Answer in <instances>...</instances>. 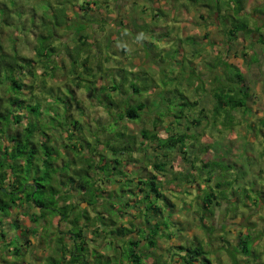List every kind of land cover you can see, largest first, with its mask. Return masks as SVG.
I'll use <instances>...</instances> for the list:
<instances>
[{
    "label": "rangeland",
    "instance_id": "374dc122",
    "mask_svg": "<svg viewBox=\"0 0 264 264\" xmlns=\"http://www.w3.org/2000/svg\"><path fill=\"white\" fill-rule=\"evenodd\" d=\"M72 1L81 3L84 0H0V41L10 51L27 58L35 59L37 58L35 49L37 37H39L41 33H48V36H45L46 38L42 37L40 43L43 47L47 45L55 47V51H53V55L47 57L55 61L57 60L61 65L65 63L66 68L56 69V71H54L56 76L48 77L47 86L61 85L64 91H72L76 96L82 98L84 101L83 105L86 108V115L84 117L88 115V120L91 123L90 126L87 125V127H85L86 131L90 129L88 131L89 133L92 134V130L97 131L99 128L97 121H101V123L106 121V139L103 138L105 132H102V134L101 132L95 134L101 142H105L107 138H112V143L116 141L115 137H113L118 129L116 119L114 120L115 114L108 112L106 113V118L101 117V115L105 116V113H103L104 107L98 103L109 96L111 92L106 87H97V83H91V79L87 76L82 78L73 73L75 74L73 77L72 71H68L71 67L69 52L72 51L75 56L80 55L81 58H85L86 50L91 49L94 54L92 57H95V59H103V56H112L110 62L104 63L105 67H114L118 64V61L126 64L128 69L134 70L137 73L134 78L132 75H128L130 81L126 86L127 91L131 90L132 83L134 85H140V87H142L140 88L141 93H137L138 95L135 94V96H138L136 101L139 102V99L142 97V100L147 102L142 117L139 116L137 121H127V132L136 136V147H141L139 143L144 140L141 135L142 128H153L154 118L158 116L159 119H163L166 107L169 106V114L165 117L164 122L158 124L157 130L159 134L162 137L168 136L167 132L169 127L166 125L169 124L170 121H173V125L182 123L179 129L194 136V139L189 138V155L191 158L193 154L199 156H196L194 159L195 164L193 162L191 165L199 166L198 169L200 170V165H202L203 162H210L212 165L214 162H218L221 166L230 162L232 166L228 170L229 177L232 178L235 176L237 178L236 181L231 184V187L232 189L239 190L238 197H241L239 198L240 202H238V205H240V203H247V208L251 209L255 207V203H251L248 206V201L253 202V199L258 196V191H262V195H264V189L257 188V185H264V170L261 175L258 174L257 179L259 178V180L257 185L253 184L252 181L256 170L260 168L264 169V125L260 121L261 118H264V47L262 44L256 42L260 33L255 31L251 36L252 39L249 38L247 41H244L242 39L243 35L240 34L232 51L228 52L225 45L222 46L226 38L224 37L218 20L214 21L215 18L211 19V16L208 17V15L205 19H200L199 17L201 13L205 15L206 13H211L212 9L204 4L210 3L214 5L217 4V2L221 3L224 12L232 14V18L242 17L243 15L237 16L235 12L236 6L240 0H199L198 3L194 0H100L99 3L101 7L104 6L105 2H108L109 6L111 5L112 11L105 15L109 21L108 24L106 22L104 23L105 28H103L101 22L98 25V20L87 28L86 33L89 32L92 35L89 39L90 46H79L80 39H78L77 29L82 26L81 21L84 19L78 18L77 14L81 11L71 5ZM243 1H246V17L249 25L261 28V32L264 33V0H242V2ZM5 4L10 7V11L6 12V10L9 9H7L8 7L5 6ZM92 6L95 7V5ZM171 7H175L177 11ZM63 11H66L68 16L65 15ZM58 21L66 23L64 26L60 27L61 24H57ZM206 34H208L207 38L204 37ZM241 41L242 43H240ZM244 44L246 46H244ZM243 46L248 49V51L246 50L248 53L247 56H243L242 54ZM219 48H221L222 53L218 50ZM195 51L199 53L197 56L194 55ZM216 54L220 57L224 56L225 59L232 62L235 67L238 68L237 72L242 74L245 83L250 87L249 94L251 96L247 101L248 111L244 112L246 108H239L234 111L233 117H230L234 123L228 128L222 125L223 118L218 117L216 119L217 122L214 120L213 110H211L214 105V99L211 92L212 90L213 92H220L222 85L228 87L233 84V86L236 87V92L234 93L236 96L240 94V89L237 88L238 84L236 79L235 81L234 79L225 81V69L220 67L217 70H212V68H215L214 65H216L213 57ZM95 59L94 61L92 60L90 64L94 66L97 65ZM37 66V76L42 78V76H45L43 75L44 71L47 70L40 63H38ZM106 72L109 73L108 70H106ZM232 73L234 74L233 70ZM215 76H217L216 80ZM24 78L25 83H30L32 75L28 73ZM39 78L36 81L38 84L40 82ZM72 80L80 81L85 85L82 87L77 86L79 83H74ZM110 81H112V79ZM99 83H102V81H99ZM88 85H90L89 89L87 87ZM36 89L38 94L43 93L39 86H37ZM86 89L90 90L91 95L85 91ZM115 94L116 93H113V97ZM29 95V90L25 87L23 89L22 98H27ZM26 100H29V98ZM187 100L197 101L198 105L191 106V104L188 103L185 105L184 102ZM158 101H161L160 105L162 109L157 107L154 108L158 106L156 105ZM203 107L207 110L209 109L205 115L199 114L200 109ZM20 112L22 111L20 110ZM23 112H25L24 109ZM116 117L117 115L115 118ZM194 117L197 119L200 118L201 122L195 124L188 130L186 126ZM81 119L83 121L86 120L84 118ZM27 120L26 117L23 118L22 124H26ZM100 128H102V126ZM108 132L110 134H108ZM90 139L94 142L93 137ZM102 146L103 145H100V148H102ZM137 149L138 151L134 153V157L137 158L135 161H128V157L121 156V158H124V169L128 170V176H126L132 179L130 183L133 185L136 184L139 177H145L149 171L156 173L157 170H155L153 164L160 158L156 157L158 153L156 152L157 149H154L152 146H145L144 149ZM107 154L111 156L110 152H107ZM171 158L172 159L167 162L169 173H164L165 177L168 176L171 179L174 173L180 174L182 178H184V175H187V177L186 180H183V184L178 182L174 185L176 186V190L173 191L171 189L170 191H165L172 200V203H175L176 206L173 207L174 210L169 216L170 219L166 218L168 228L161 223L163 226L162 232L171 233L175 238L179 235L182 237L180 233H185L184 235L188 234L186 232L187 228H192L201 233V230H199L201 227L199 225L202 224V209L199 208V202L197 204L196 201L199 190L195 188L197 184L193 185L194 178L198 177L196 175L198 171L195 170V167H190V163L185 162L181 154L177 151L174 152ZM197 159L198 161H196ZM251 159L257 161L256 164L258 165H254L253 169H251ZM73 168L76 169V166ZM202 169L206 173L204 176L209 177L212 175V184L216 182L215 180L222 171L220 166L216 168L213 166L206 168L202 167ZM209 170H212V172H209ZM64 171L70 172L68 168ZM156 174L161 176L160 172ZM226 175L228 176V174ZM120 178L121 176L116 177L115 181ZM187 178H190L192 181L189 182ZM115 181L110 182L109 186L112 188L118 187L105 197L107 202L105 206L107 207L115 205L116 201L120 202L123 200V202H125L126 198H128L127 193L130 192V185L128 183L129 186L126 183L122 185L119 181ZM166 185L170 186V183L166 182ZM166 185L164 186L166 187ZM253 185L258 191H249ZM177 187L184 189L188 188L190 193L184 192V190L179 191L180 189ZM215 188L218 191L217 187ZM200 192L203 193L202 191ZM246 193H250V198L244 197ZM74 200L80 203L82 202V198L79 194H77ZM232 201L233 200L229 202L228 208L224 206L223 209L219 208V210H215L214 218H211L209 215L210 212L207 211L204 218L207 225L205 227V230H207L206 233L208 234V238L206 237L207 243L204 241L201 242L197 239L198 237H196L188 242L184 241L183 247L192 248L197 246L199 242V246L207 248V258H209L213 264H215L213 246L217 249L218 247L221 248L222 245L232 250V254L231 252L230 255L228 254L231 261L234 260L237 262L238 258L241 260L240 264H257L258 260L260 263L264 264V246H261L264 244V234L260 247H257L258 250L252 246L255 240L253 231L254 225L259 223V226L263 228L264 219L260 222H255L248 219L245 213V219L247 223L250 224L245 228L249 233V238L246 237V241L238 244L235 243V240H231L230 242L227 240V235L231 232L229 224L237 223L240 225V221L244 217L242 216L243 214L235 212L236 203ZM159 203H161L160 205L163 209H170L165 202ZM84 206L87 205L84 204ZM122 207L123 205L119 206L117 210H121ZM99 208L101 209V206H99ZM247 208L245 205H240V209L245 212L248 211ZM227 210H229L231 215L227 214ZM126 211H128L126 215L128 217H131L134 212L129 209V207ZM262 212H264V210ZM38 214L39 210L35 208L33 204H26L20 210L15 208L11 210L10 216L5 218L3 224L7 232V240L0 245V264H27V262H32L33 264H58L57 261L60 262V260L62 261L64 259L61 252L53 250L55 247V239L53 242H46L49 236L47 233L45 234V231H42L41 234L42 236L44 235V243L37 245V236L33 234L30 235L29 238L34 241V246L30 248L24 247L25 237L20 234L25 228L30 229L35 227L39 229V224L34 222L33 218H31ZM167 214L168 213L165 212L166 216ZM105 216L107 217V214ZM111 216L115 219L118 215L113 212ZM137 216L138 222H143V229L148 226L147 221L149 222L151 219L147 218L146 213H138ZM234 217L239 218L236 223L231 221ZM241 222L243 224L245 220ZM238 230L241 229L237 227V231ZM54 232L55 229L49 230V233L52 235ZM66 240L69 244L71 243V241H69L70 238ZM159 241L163 244L166 243L167 239L164 237L160 238ZM22 243L23 247L21 245ZM93 243L95 242H92V244L89 243L91 245L89 252H83L88 260L97 262L98 264H112V262L113 264H121L120 257L117 259L112 255L111 261L106 257L107 252L105 250L97 252V246L93 245ZM114 244L121 245L119 252H121L122 249L123 254L121 256L123 260L129 262L130 255L132 254V244L128 243L126 247H123L122 244L124 243L120 239H117ZM245 244L250 248L248 252L244 251ZM15 247L21 249L20 254L7 257L6 254L8 250L13 251ZM106 248L108 249V247ZM157 249L159 253L161 252L160 255H157L158 259L160 258V261L162 259L158 264H163L165 259H168L166 264H175L174 261H170L171 253L175 248L170 250L169 246L168 254L167 252L165 253L164 248L160 246ZM147 254L146 252V256ZM219 255L222 256L220 253ZM52 257L58 260H51ZM174 260L176 259L174 258ZM24 261H26V263H24Z\"/></svg>",
    "mask_w": 264,
    "mask_h": 264
},
{
    "label": "trees",
    "instance_id": "16d2710c",
    "mask_svg": "<svg viewBox=\"0 0 264 264\" xmlns=\"http://www.w3.org/2000/svg\"><path fill=\"white\" fill-rule=\"evenodd\" d=\"M194 1L196 3L199 2V0ZM99 2L100 0H84L81 3L76 1H72L71 3L74 8L82 12L77 14L78 18L84 19L81 21L82 26L77 29L78 39H80L79 46H90L89 39L92 35L89 32L86 33V30L96 20H98V25L100 22L103 24V28H105L104 23L108 24L109 22L105 15L112 11L111 5L109 6V3L105 2L107 5L104 4L105 7H101ZM204 5H208L212 10L211 13H206V15L201 13L199 15L200 19H205L208 15V17L211 16V19L215 18L214 21L218 20L226 38L222 46L225 45L228 52L232 51L240 34L243 35L242 39L247 41L249 38L252 39L251 36L255 31L260 33L256 42L262 44L264 47V33L261 32V28L250 26L247 20L246 1L242 2L240 0L236 6V15H243L239 18H232V14L224 12L223 6L219 2L214 5L210 3ZM5 6L8 7L7 4ZM7 9L9 10H6V12L10 11V7ZM93 10L97 12L95 13L96 17H94ZM63 13L68 16L66 11H63ZM65 23L58 21L57 24H61V27ZM47 34L41 33V37H37L35 46L37 58L35 59L27 58L10 51L0 41V245L7 240V232L3 224L5 218L10 216L11 210L14 208L20 210L26 204H33L39 210V214L31 218L39 224V229L33 227L22 230L20 235L25 237L24 247L30 248L34 246V241L29 238L33 234L37 236V245L44 243L45 238L41 234L42 231H45V234L47 233L49 236L46 242H53L55 239L53 250L61 252L64 258L60 262L53 257L51 260H56L58 264H98L97 262L88 260L83 253L90 250V244L87 241L88 233H90L94 236L90 240L95 242L94 244L98 245V248L107 249L106 247L112 245V249L114 250L113 257L115 256L117 259L120 257L121 264H143L142 260L146 252L149 253L159 248L158 243L160 238L166 237L168 240L173 235L162 232L163 226L161 223L168 228L167 219H170L169 216L174 210L173 207L176 206L165 191L176 190V186L174 185L178 182L183 184V180H186L187 177V175H184V178H182L180 174L176 173L173 174L171 179L168 176L165 177L164 173H169L167 162L172 159L171 157L175 151L181 154L185 162L190 163V167H195V170L198 171L196 174L198 177L194 178L193 185L197 184L195 188L199 190L196 201L197 204L199 202V208L202 209V224L200 226L205 232H207L205 230L207 225L204 218L207 211L210 212V217L214 218L215 210L217 211L219 208L223 209L224 206L228 208L231 200H233V203H236L235 212L238 211V202H240L239 198L241 197H238L239 190L232 189L231 187V184L237 178L235 176L229 177L228 170L232 166L230 162L223 164V166L218 164V162H214L215 164L213 163V165L210 162H203L199 170V166L191 165L196 156H199L193 154L191 158L189 155V138L194 139V136L179 129L182 123L173 125V121H170V125H166L169 127L168 136L162 137L159 134L157 130L158 124L164 122L165 117L169 114V106L166 107L163 119H159L158 116L154 118L153 128H142L141 135L144 140L139 143L141 147H136V136L127 132V121H137L139 116L142 117L147 102L143 101L142 97L139 99L140 103L136 101L138 96H135V94L141 93L140 88L142 87L140 85L132 83L131 90L129 91H127L126 86L130 81L128 75H132L134 78L137 73L134 70L128 69L126 64H123L121 61H118V64L114 67H105L104 63L110 62L112 56H103V59H95V57H92L94 54L91 49L86 50L85 58H81L80 55L75 56L70 51L71 67L68 71H72V74L75 73L77 76L79 75L78 77L83 78L87 76L91 79V83L94 84L96 82L97 87H106L111 92L109 96L98 103L104 107L103 113H105V116L101 115V117L106 118V113L108 112L115 114V116L117 115L116 118L114 116V120L116 119L118 129L116 134L114 133L113 135L116 140L115 144L111 142L112 138H107L105 142H101L95 136V134L105 132L103 138L106 139V121L104 123L97 121L99 128L97 131L92 130V134L88 132L90 129L86 131L85 127L87 125L90 126L91 123L88 120V115L84 117L86 115V108L83 105L84 101L82 98L76 96L72 91H64L61 85L47 86L48 77H55L54 71L56 69L66 68L65 63L61 65L57 60L55 61L47 57L53 55V51H55V47L50 45L43 47L40 43L42 37L46 38ZM204 37L207 38L208 34ZM244 46L246 45L244 44ZM218 50L222 53L221 48ZM242 50L243 56H247L246 50L248 51V49L244 47ZM197 54H199L198 51H195L194 55L197 56ZM213 57L216 65H214L215 68H212V70H217L220 67L225 69V81L231 79L235 81L236 79L237 88L240 89V94L236 96L234 94L236 87L233 84L228 87L222 85L220 92H213V90L211 92L214 99V105L211 109L215 117L213 119L217 122L216 119L218 117L223 118L222 125L228 128L234 123L230 118L233 117L234 111L239 108H246L244 112L248 111L247 101L251 96L249 94L250 87L245 83L242 74L237 72L238 68L232 62H229L224 56L220 57L218 54ZM94 59L97 64L95 66L90 64ZM38 63L48 71H44L43 75L45 76H42V78H39L36 73ZM28 73L32 75V80L30 83H25L24 77ZM75 74H73V77ZM215 77L216 80L217 76ZM38 78L39 84L36 83ZM111 79L112 81H110ZM73 81L74 83H79L77 86L82 87L85 85L80 81ZM99 81H102V83H99ZM37 86H39L43 93L38 94L36 92ZM25 87L28 88L30 95L27 98H22ZM87 87L89 89L90 85ZM88 89L85 91L90 94V90ZM113 93H116L114 97ZM28 98L29 100H26ZM160 102L158 101V104H156L158 106L154 108L162 109ZM184 103L185 105L187 103L191 104V106L198 105L197 101L187 100ZM23 109L25 112H23ZM208 110L203 107L200 109L199 114L205 115ZM25 117L28 120L26 124H22V120ZM81 118L86 120L83 121ZM260 121L264 125V118H261ZM200 122V118L194 117L189 121L186 128L189 130ZM101 126L102 128H100ZM108 134L110 133L108 132ZM91 137L94 138V142L90 139ZM100 145H103L102 148H100ZM145 146H152L154 149H157L156 152L158 153L156 157L160 158L153 165L155 170L160 172L161 176L156 174L157 172L149 171L145 177H139L136 184L133 185L130 183L132 179L130 177L127 178L128 170L124 169L123 157H128V161H135L137 158L134 157V153L138 151L137 148L144 149ZM107 152H110L111 156ZM122 155L123 157L121 158ZM74 166H76V169L73 168ZM210 166L214 168L220 166L222 169L214 184L211 183L213 182L212 175L210 174L211 176L209 177L204 176L206 173L202 169V167L206 168ZM66 168L70 170L69 173L64 171ZM263 170L262 168L259 169L260 175ZM209 172H212V170H209ZM118 176H121V178L115 181ZM258 180L259 178L254 180L253 184L257 185ZM113 181H119L122 185L128 183L130 185V192L127 193L128 198H126L125 202L123 200L120 202L116 201L115 205L107 207L105 206V203H107L106 195L118 187L112 188L109 186L110 182ZM188 181L192 180L189 178ZM166 182H169L170 186L173 187L171 188L169 185H166ZM215 187H217L218 191ZM254 187L253 185L249 191H258L259 188L264 189V185H257L258 189ZM177 188L180 189L179 191L184 190V192L190 193L188 188ZM257 193L258 196L253 199L256 201V206L264 203L262 191H258ZM77 194L82 198L81 203L74 200ZM244 197L250 198V193H246ZM159 202H165L170 209H163ZM84 204L87 206H84ZM122 205V209L117 210ZM244 205L247 206V203ZM99 206H101V209ZM128 207L134 211L131 217L126 216L128 213L126 209ZM227 211V214L231 215L229 210ZM113 212L118 215L115 219L111 216ZM165 212L168 213L167 216ZM138 213H146L147 218L151 219L149 222L147 221L148 226L144 229L142 226L143 222L139 223L137 220ZM102 214H107V217ZM221 223L223 224L222 221ZM50 228L55 229L53 235L49 233ZM135 235L137 236L135 237ZM67 238H70V244L66 240ZM142 238L145 239L144 247L141 246ZM117 239L123 241V247H126L128 243L132 244V254L130 255L129 262L123 260L121 256L123 250L121 249V252H119L121 245L114 244ZM21 245L23 247V243ZM98 248L96 249L97 252L100 250ZM249 250V246L245 244L244 251L248 252ZM20 252L21 249L15 247L13 251L8 250L6 255L10 257V255H19ZM177 252L179 253L178 259H176V256H173L176 259H173L175 264H211V261L207 258L206 250L204 247L199 246V244L192 248H184L181 245L174 254ZM152 254L153 256H157L160 253L155 251ZM147 256L150 255L147 254ZM110 259H112V256ZM155 260L157 264L162 261L158 257ZM167 261L168 259H165L163 264H166ZM238 261L235 264H238ZM27 264L33 263L27 262Z\"/></svg>",
    "mask_w": 264,
    "mask_h": 264
},
{
    "label": "crops",
    "instance_id": "0c3cea01",
    "mask_svg": "<svg viewBox=\"0 0 264 264\" xmlns=\"http://www.w3.org/2000/svg\"><path fill=\"white\" fill-rule=\"evenodd\" d=\"M96 7V6H95ZM164 8V7H163ZM172 9H175V7H171ZM175 11H177V9H175ZM96 13V11L95 10H93V14H95ZM94 17H96V15H94ZM93 17V18H94ZM97 22V21H96ZM95 38L97 39V37H96V35H95ZM256 162L257 161H255V160H253V159H251V169H253L254 167V165H256V166H258L257 164H256ZM255 166V167H256ZM259 170H256V173L253 175V180L252 181H254V180H257V177H258V174H259ZM257 175V176H256ZM256 201H253V202H249L248 201V206L251 204V203H255ZM257 204V203H256ZM240 205H242V206H244V204L243 203H241ZM240 205H239V209H238V211H237V213L238 214H243L242 216H244V214L246 213L247 215V217H248V219H251V220H253V221H255V222H260L261 220H263L264 219V212H262L264 209V203H260L259 205H255V207H253V208H251V209H249V208H247V206H246V208L248 209V211L247 212H245L244 210H242V209H240ZM263 209V210H262ZM246 217L244 216L243 218H242V220H245V222L242 224V220L240 221V225H238L237 223H236V221H238L239 220V218L238 217H234V218H232L231 219V221H234L236 224H229V228H231V232L227 235V240L230 242L231 240H235V243L236 244H238V243H243V241H246V237H248L249 236V233L247 232V230L245 229L246 228V226L249 224V223H247V221H246V219H245ZM234 219V220H233ZM264 224V223H263ZM250 225V224H249ZM200 226V225H199ZM243 226V227H242ZM201 227V226H200ZM237 227H238V229L240 228L241 230H238L237 231ZM242 227V228H241ZM245 229V230H244ZM199 230H201L200 232L201 233H199V232H197V230H194V229H192V228H187L186 229V232L188 233V234H186V235H184L185 233H180L181 235H182V237H180V235L177 237V238H175V236L174 235H172L171 237H170V239H168L167 241H166V243H161L160 241H159V243H158V247L160 246V247H162V248H164V252L166 253V252H168V251H166L167 250V248H169V246H170V248H171V250L172 249H174L175 248V250H173L172 251V253H171V259H170V261H173V259H174V257L176 256V259H178V257H179V253L177 252L176 254H174V252L175 251H177L176 249L177 248H179V246H181V245H183L184 244V241H190L191 239H194V238H196V237H198L197 239L198 240H200L201 242H205V243H207L208 241H206L207 240V238H208V234L202 229V227H201V229H199ZM253 231H254V238H255V240L253 241V244H252V246H253V248H255V249H257V247H260V243H262V239H263V234H264V227L263 228H261L260 226H259V223H257L256 225H254V228H253ZM234 232V233H233ZM248 233V234H247ZM246 235V236H245ZM137 235H135V237H136ZM180 237V238H179ZM207 237V238H206ZM91 238H94V236L93 235H91L90 233H88V238H87V241L90 243V244H92V241L90 240ZM249 238V237H248ZM112 239V238H111ZM142 240V242H141V246L142 247H144L145 245V239L144 238H142L141 239ZM198 242V241H197ZM99 244V243H98ZM198 244H199V242H198ZM93 245H95L94 243H93ZM92 245V246H93ZM97 246V248H98V245H96ZM261 246H264V244L263 245H261ZM90 248H91V245H90ZM98 249H100V248H98ZM206 251H207V248L205 247L204 248ZM218 249H220V250H218ZM106 251L107 253H106V257L108 258V259H110L111 258V256L114 254V250L112 249V245H109V247H108V249H101V250H99V252H101V251ZM213 250H214V252L216 253V256H215V253L213 254V256H214V260H215V264H235V261L233 260V261H231L230 260V257H229V255H230V252L232 251V250H229V248H227L226 246H224V245H222L221 246V248H217V249H215L214 248V246H213ZM229 250V251H228ZM258 250V249H257ZM159 252V250L157 251V250H153V251H150L149 253H148V255H150V256H144V259L142 260V263L143 264H157L156 263V255L155 256H153V254H152V252L154 253V252ZM256 252V251H255ZM161 253V252H160ZM219 253L220 254H222V256H220L219 255ZM229 254V255H228ZM160 255V254H159ZM174 256V257H173ZM111 261H112V259H110ZM237 260H239L238 261V264H240L241 263V260L240 259H238L237 258ZM112 264H113V262H112ZM211 264H213V263H211ZM257 264H262V263H260V261L258 260V263Z\"/></svg>",
    "mask_w": 264,
    "mask_h": 264
}]
</instances>
